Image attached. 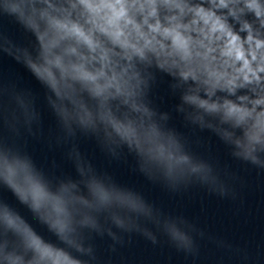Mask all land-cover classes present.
<instances>
[{
	"label": "clouds",
	"instance_id": "obj_1",
	"mask_svg": "<svg viewBox=\"0 0 264 264\" xmlns=\"http://www.w3.org/2000/svg\"><path fill=\"white\" fill-rule=\"evenodd\" d=\"M86 9L92 23L101 32L119 39L124 35L122 25L131 24L128 17L127 0H79ZM225 0H221L224 5ZM226 6V5H225ZM245 7L253 10L257 17L264 15L259 0H246ZM26 24L33 29L40 41L41 55L38 60L25 57V64L35 79L47 90V102L71 131L74 120L82 126L94 127V121L87 112L69 110L71 95L64 84L65 68L62 57L57 54L61 41L69 36L76 37L91 45L89 33L76 23H68L50 16L47 12L36 14L32 0H19L12 5ZM197 15L207 26L204 39L208 41L207 53L219 50L225 60L239 62L236 71L243 73V79L249 80L255 75L251 68L257 53L264 50V39H259L245 24L248 32L242 38L232 31L226 23L214 13L197 10ZM43 21V23H42ZM169 30L165 29V32ZM177 51L185 58L191 55L189 42L179 32L173 36ZM264 59V57H261ZM264 71V67L258 69ZM218 76L216 72L209 73ZM181 75L187 79L192 72L185 70ZM222 75V74H219ZM195 102V97H188ZM23 107H28L27 98H19ZM203 106V102H201ZM137 118L114 119L106 114L101 119L107 122V134L114 142L124 144L138 157L141 170L147 175L160 176L170 187L176 188L189 183L193 178L201 183L214 186L216 176L207 162L194 157L186 148L185 140L166 124V117L158 116L145 104L133 103ZM228 115L233 116L237 126H244L243 134L235 136L231 131L222 133L223 137L235 147V155L253 164L264 167L260 153H264V113L246 124L249 112L230 107ZM82 184L72 181H53L27 154H21L0 145V193L8 191L15 198L16 206L0 197V261L3 264H80L60 245L45 240L37 228L46 229L61 244L75 245L73 234L75 224H94L88 210L98 208L125 209L133 214L154 218L153 207L142 195L130 188L121 186L110 178L97 176L91 169H80ZM79 218V219H78ZM118 224L123 221L116 218ZM164 227L179 247L190 249L191 237L180 231L174 222H165ZM17 237L23 248L22 253L8 251V235ZM78 247V245H76Z\"/></svg>",
	"mask_w": 264,
	"mask_h": 264
}]
</instances>
